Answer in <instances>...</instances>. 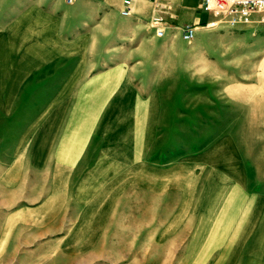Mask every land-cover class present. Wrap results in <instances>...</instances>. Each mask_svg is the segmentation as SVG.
Here are the masks:
<instances>
[{
  "label": "rangeland",
  "instance_id": "1",
  "mask_svg": "<svg viewBox=\"0 0 264 264\" xmlns=\"http://www.w3.org/2000/svg\"><path fill=\"white\" fill-rule=\"evenodd\" d=\"M195 44L153 39V54L138 52L132 85L107 89L99 131L76 135L78 163L0 166V228L30 241L0 245V264H264V151L249 149L246 166L226 156L228 142L257 140L240 99L248 78L214 70L215 54L176 53Z\"/></svg>",
  "mask_w": 264,
  "mask_h": 264
},
{
  "label": "crops",
  "instance_id": "2",
  "mask_svg": "<svg viewBox=\"0 0 264 264\" xmlns=\"http://www.w3.org/2000/svg\"><path fill=\"white\" fill-rule=\"evenodd\" d=\"M177 1L159 0L167 24L192 25L199 36H206L194 37L195 51L181 45L176 53L183 58L189 53L215 54L214 70L248 78L240 85V99L249 107L245 117L259 119L253 127L257 140L247 146L228 142L227 151L234 153L226 156L250 165L249 149L264 151V11L237 29L210 30L205 25L211 16L205 12L203 25L174 23L178 13L196 17L202 11L198 0L189 5ZM122 9L123 0H0L1 167L27 165L46 172L78 163L83 147L76 135L99 131L95 128L107 89L132 85L138 76V52L153 54V39H181L174 29L164 38L154 36L148 26L153 10L149 1L133 0L131 17H120ZM163 49L168 55L175 52L170 46ZM164 74L168 78L169 73ZM225 84L226 92L234 85ZM231 99L230 94L225 98ZM260 200L255 219L261 218L264 228V196ZM29 227L24 219L17 224V229ZM10 229V222L1 226L0 245L30 242L17 234L11 237ZM1 258L3 254L0 262L5 260Z\"/></svg>",
  "mask_w": 264,
  "mask_h": 264
},
{
  "label": "built area",
  "instance_id": "3",
  "mask_svg": "<svg viewBox=\"0 0 264 264\" xmlns=\"http://www.w3.org/2000/svg\"><path fill=\"white\" fill-rule=\"evenodd\" d=\"M72 3L75 0H66ZM153 4V10L148 21V26L153 30L156 38H164L168 29L177 31L181 39L191 43L196 35V27L192 25H183L172 27L167 24L163 16V7L159 0H147ZM200 9L211 16V20L205 25L206 29H237L240 26L248 25L252 21V16L258 12L264 11V0H198ZM133 0H123V17L133 16Z\"/></svg>",
  "mask_w": 264,
  "mask_h": 264
}]
</instances>
